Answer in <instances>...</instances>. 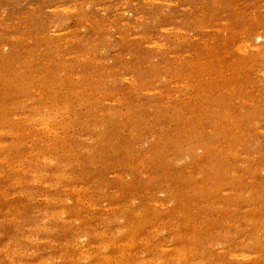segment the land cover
Instances as JSON below:
<instances>
[{
    "label": "rangeland",
    "instance_id": "1",
    "mask_svg": "<svg viewBox=\"0 0 264 264\" xmlns=\"http://www.w3.org/2000/svg\"><path fill=\"white\" fill-rule=\"evenodd\" d=\"M0 264H264V0H0Z\"/></svg>",
    "mask_w": 264,
    "mask_h": 264
},
{
    "label": "bare ground",
    "instance_id": "2",
    "mask_svg": "<svg viewBox=\"0 0 264 264\" xmlns=\"http://www.w3.org/2000/svg\"><path fill=\"white\" fill-rule=\"evenodd\" d=\"M165 2V1H164ZM261 39V38H260ZM126 77V76H125Z\"/></svg>",
    "mask_w": 264,
    "mask_h": 264
}]
</instances>
